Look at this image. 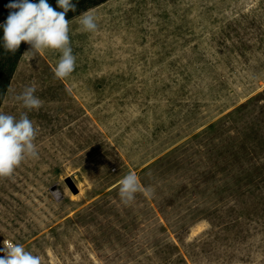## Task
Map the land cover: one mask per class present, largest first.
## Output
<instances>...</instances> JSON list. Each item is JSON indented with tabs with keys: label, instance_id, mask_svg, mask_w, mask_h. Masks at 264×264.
<instances>
[{
	"label": "rangeland",
	"instance_id": "obj_1",
	"mask_svg": "<svg viewBox=\"0 0 264 264\" xmlns=\"http://www.w3.org/2000/svg\"><path fill=\"white\" fill-rule=\"evenodd\" d=\"M88 9L94 33L76 19ZM88 9L70 20L74 72L54 77L58 51L23 54L4 98L0 112L38 128L39 159L0 179V249L43 264H264V0ZM33 85L42 107L28 111L14 97ZM129 173L140 191L125 206Z\"/></svg>",
	"mask_w": 264,
	"mask_h": 264
},
{
	"label": "clouds",
	"instance_id": "obj_2",
	"mask_svg": "<svg viewBox=\"0 0 264 264\" xmlns=\"http://www.w3.org/2000/svg\"><path fill=\"white\" fill-rule=\"evenodd\" d=\"M62 11H56L47 0H14L8 7L17 11L10 12L3 25V47L15 53L22 42L30 45L29 61L46 50L58 51L61 55L53 68L54 77L59 80L68 78L75 70L76 56L70 44V21L65 16L75 11L72 0H57ZM79 30L94 33L98 30L97 17L88 9L76 17ZM36 87L27 86L14 99L28 111L39 110L42 101L34 93ZM38 128L27 115L22 112L17 119L11 114L0 112V179L11 178L15 170L27 160L39 159L38 147L35 143ZM140 191L138 177L129 173L119 181V197L122 204L130 205ZM53 195H58L54 192ZM4 256L0 264H43L39 255L25 250L24 246L9 239L3 241Z\"/></svg>",
	"mask_w": 264,
	"mask_h": 264
},
{
	"label": "trees",
	"instance_id": "obj_3",
	"mask_svg": "<svg viewBox=\"0 0 264 264\" xmlns=\"http://www.w3.org/2000/svg\"><path fill=\"white\" fill-rule=\"evenodd\" d=\"M108 1L110 0H72V3L75 5V11L70 10L66 14L65 18L70 21L88 8L99 6ZM13 2L14 0H0V25H3L6 22L10 12L17 11L16 9H10L8 7V5ZM31 2L38 3V0H31ZM47 2L56 11H62V9H60L57 5V0H47ZM3 36V27L0 26V109L10 87L11 81L14 77L18 64L27 47V43L22 42L15 53L8 52L3 47Z\"/></svg>",
	"mask_w": 264,
	"mask_h": 264
},
{
	"label": "water",
	"instance_id": "obj_4",
	"mask_svg": "<svg viewBox=\"0 0 264 264\" xmlns=\"http://www.w3.org/2000/svg\"><path fill=\"white\" fill-rule=\"evenodd\" d=\"M66 184L68 185V187L71 189L72 192H74L75 194L78 193V189L76 188V185L74 184L71 178L66 179Z\"/></svg>",
	"mask_w": 264,
	"mask_h": 264
}]
</instances>
